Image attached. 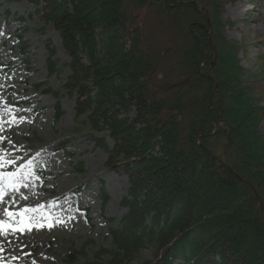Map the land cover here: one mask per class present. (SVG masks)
<instances>
[{
  "label": "trees",
  "instance_id": "obj_1",
  "mask_svg": "<svg viewBox=\"0 0 264 264\" xmlns=\"http://www.w3.org/2000/svg\"><path fill=\"white\" fill-rule=\"evenodd\" d=\"M30 1L70 59L63 88L76 117L129 181L115 249L94 262L133 264L150 243L154 258L139 264H264L263 109L222 32L220 0ZM154 6L185 40L167 71L164 53L131 34L135 10ZM55 55L48 44L50 74Z\"/></svg>",
  "mask_w": 264,
  "mask_h": 264
},
{
  "label": "rangeland",
  "instance_id": "obj_2",
  "mask_svg": "<svg viewBox=\"0 0 264 264\" xmlns=\"http://www.w3.org/2000/svg\"><path fill=\"white\" fill-rule=\"evenodd\" d=\"M220 3L222 32L226 40L235 42L240 63L252 76L248 85L263 109L259 130L264 135V0ZM42 14V6L30 0H0V119L4 121L0 149L14 161L0 168V174L18 172L17 179L22 181L18 189H6L0 200V220L19 229L15 223L21 219L19 213L36 208L26 215L44 224L30 231L0 233V264H96L109 259L108 254H99L102 249H115L109 219H114L116 227L126 213L121 201L129 183L126 176L106 168L107 151L90 137L91 128L83 123L86 117H76V97L63 88L70 59L59 33L44 22ZM134 14L132 36L139 37L146 48L162 51L163 71H167L185 46L183 35L155 6ZM48 44L56 49L59 71L53 74L47 66ZM58 103L62 113L56 119ZM36 109L40 112L35 116ZM30 161L32 171L34 166L44 170V182L36 174L24 175ZM102 183L109 196L104 211ZM8 211L17 215L8 217ZM48 223L53 226L49 228ZM154 253L155 247L146 243L133 264L153 259ZM73 254L77 256L71 263Z\"/></svg>",
  "mask_w": 264,
  "mask_h": 264
},
{
  "label": "snow or ice",
  "instance_id": "obj_3",
  "mask_svg": "<svg viewBox=\"0 0 264 264\" xmlns=\"http://www.w3.org/2000/svg\"><path fill=\"white\" fill-rule=\"evenodd\" d=\"M6 111H9V109H6ZM0 116H2V113H0ZM12 122L15 123L16 122V118L15 116H13ZM22 122V120H21ZM4 121L2 119H0V128L3 127ZM4 138L0 137V141H2ZM9 153L3 151L2 149H0V168H3L5 166H7L8 164H12L14 163L13 160L9 159ZM28 171H26L24 173L25 176H32L35 173L31 170L32 169V162H29L28 165ZM20 173L18 172H14V173H5V174H0V180L5 181L6 183H0V200L3 199L4 194L6 189H13L16 190L18 189V186L20 184H22V181L17 179L19 177ZM39 178V177H38ZM24 187H27V185H23ZM24 199H27V197H23ZM15 201H13L14 203ZM43 207V206H41ZM37 209L36 208H26L24 210V212L19 213L21 219L19 221H16V224H19L20 227L19 229H17L16 227H14V225L12 223H5L3 220H0V233H6L8 229H11L13 232L19 230L21 232H23L25 229L27 230H31L32 227H43L44 224L42 223H37L35 221V217H29L26 215V213L28 212H36ZM17 214L13 213L11 211L7 212V216L8 217H15ZM56 223H63V221L61 220H57ZM49 228H51L53 225L52 223H48L47 225ZM0 251H2V248H0ZM30 255V254H29ZM13 259H18L17 257H13ZM33 264H35V261H33Z\"/></svg>",
  "mask_w": 264,
  "mask_h": 264
}]
</instances>
